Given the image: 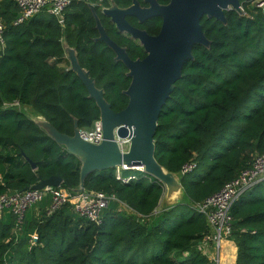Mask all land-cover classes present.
<instances>
[{
  "label": "trees",
  "instance_id": "obj_1",
  "mask_svg": "<svg viewBox=\"0 0 264 264\" xmlns=\"http://www.w3.org/2000/svg\"><path fill=\"white\" fill-rule=\"evenodd\" d=\"M111 1L122 7L133 2H102L109 6ZM101 9L96 6L108 35L127 46L131 58L142 57V48L119 34ZM18 15L12 0H0L6 24L5 44L0 43V195L51 176H61V186L74 190L80 183L81 160L48 136L23 106H32L69 135L74 118L80 128H90L100 118L96 100L70 69L63 37L76 46L78 60L104 89L114 111L127 106L129 97L123 91L131 78L114 51L95 39L97 21L88 2L74 0L64 23L41 11L16 24ZM226 18V25L202 18L211 45H194V59L184 64L155 132L156 157L180 175L183 200L155 212L165 193L155 176L152 181L140 177L124 183L116 169L97 170L85 188L116 197L103 209L102 223L89 222L69 203L53 213L47 212V204L38 213L26 212L17 233L14 215L5 211L0 218V264H212L195 246L211 229L195 204L249 167L254 153H264V11L240 15L226 10ZM161 23L152 17L144 26L153 32ZM21 151L37 163L36 169ZM192 160L196 166L181 174ZM232 214L236 264H264V180L241 195ZM178 251L184 256H176Z\"/></svg>",
  "mask_w": 264,
  "mask_h": 264
},
{
  "label": "water",
  "instance_id": "obj_2",
  "mask_svg": "<svg viewBox=\"0 0 264 264\" xmlns=\"http://www.w3.org/2000/svg\"><path fill=\"white\" fill-rule=\"evenodd\" d=\"M129 7H120L116 2L104 6L101 13L114 22L120 32L130 34L143 44L147 56L144 59L130 58L126 49L112 40L100 21L96 4L89 6L97 21L99 35L96 40L103 41L115 51L116 59L122 60L126 66L128 77L132 81L124 94L129 102L120 111H114L111 103L104 96V89L97 86L96 80L84 68L76 46H70L63 37L65 57L70 61V69L84 82L88 96L96 100L100 108V118L103 124L104 139L101 143L93 144L79 135V121L74 118L73 135L61 132L43 114L36 112L32 106L24 105L25 113L58 145L79 157L80 183L74 189L75 193L85 188L87 178L97 170L115 169L126 164L134 167L143 165L147 172L158 178L165 186L162 198L164 208L179 202L185 191L178 173L168 171L157 159L155 149V132L158 127L160 113L171 98L176 82L182 77L184 64L194 59L193 47L196 44L210 47L211 39L206 34L201 18H215L224 25L228 22L226 10H235L242 15V0H169L161 4L158 0H144L149 4L143 7L138 0H132ZM127 15H134L140 22L152 16H160L163 20L158 34H149L146 30L131 25ZM131 139L128 150L123 151L114 134ZM22 155L26 156L23 151ZM32 168L37 163L26 156ZM63 182L61 176H51L42 179L32 186L41 189L45 186L59 187Z\"/></svg>",
  "mask_w": 264,
  "mask_h": 264
},
{
  "label": "built area",
  "instance_id": "obj_3",
  "mask_svg": "<svg viewBox=\"0 0 264 264\" xmlns=\"http://www.w3.org/2000/svg\"><path fill=\"white\" fill-rule=\"evenodd\" d=\"M18 6L19 15L14 23L18 24L34 17L41 11H47L56 15L59 22L64 23V13L74 0H12ZM90 3H99L102 8L105 6L102 0H78ZM242 14H249L257 10L264 11V0H244L242 2ZM5 22L0 18V43H4ZM15 105H20L15 102ZM115 128L114 134L120 148L123 151L128 150L131 139L117 135ZM79 135L86 141L93 144L101 143L104 139L103 124L101 118L96 119L90 128H80ZM196 166L192 160L182 167L181 174L191 172ZM115 173L117 179L124 183L135 181L140 177H146L152 181L154 177L146 171L143 165L134 167L122 164L116 166ZM128 171L130 173L125 174ZM158 179V178H157ZM264 180V153H254L249 167L245 168L237 177L231 179L221 188L220 191L197 202L196 209L206 215L210 232L198 243V248L204 253L212 264H222V250L225 241L229 240L232 234V206L241 197L242 194L250 188ZM158 181H160L158 179ZM161 182V181H160ZM162 183V182H161ZM163 185V184H162ZM164 186V185H163ZM165 190V186H164ZM50 194L51 205L47 212L53 213L59 210L65 204H71L74 212L84 216L89 222L99 225L103 221V209L108 205L111 199H116L114 195L107 194L103 191H93L84 188L75 193L74 190L67 189L63 186L53 187L45 186L41 189L29 187L22 191L5 192L0 195V218L3 212L12 213L15 217L14 231L19 233L26 216L27 209L44 199ZM159 207V206H158ZM158 207L155 212H158Z\"/></svg>",
  "mask_w": 264,
  "mask_h": 264
},
{
  "label": "flooded vegetation",
  "instance_id": "obj_4",
  "mask_svg": "<svg viewBox=\"0 0 264 264\" xmlns=\"http://www.w3.org/2000/svg\"><path fill=\"white\" fill-rule=\"evenodd\" d=\"M102 1H104V0H102ZM161 4H168L169 3V0H163L164 2H162V1H160V0H158ZM133 3V2H132ZM141 3V2H140ZM112 4V2L110 3V5ZM141 5L143 6V7H147V6H149V4L148 3H146V1H144L143 0V3H141ZM96 6H98L100 9L102 8V6H100V4L99 3H97L96 4ZM120 6V5H119ZM131 6V5H130ZM120 7H122V6H120ZM129 7V6H128ZM152 17H159V18H161L160 16H152ZM152 17H150V18H152ZM206 17V16H205ZM134 18L137 20L136 22L134 21ZM150 18L149 19H146L144 22H140L139 20H138V18L137 17H135L134 15H127L126 16V20L132 25H134V26H136V27H138V28H141V29H143V30H146L150 35L151 34H153V35H156V34H158L159 33V31H160V29H161V26L159 27V29H157V30H155V31H153V32H149L148 31V29L144 26L145 24H146V22L147 21H150ZM203 18V17H202ZM201 18V19H202ZM207 18V17H206ZM108 19V18H107ZM96 20V19H95ZM109 21H110V19H108ZM161 20H162V18H161ZM111 22V21H110ZM162 22H163V20H162ZM201 23H202V20H201ZM111 24H114V26H115V28H116V31L119 33V34H122V35H124V36H126V37H128L129 39H133L141 48H142V51H143V53H144V55L142 56V57H136V58H133V59H137V58H141V59H144V57H146L147 56V52L145 51V48H144V46H143V44L141 43V41L139 40V39H137V38H134V37H132L130 34H127V33H123V32H120L119 30H118V28L116 27V25H115V23L114 22H111ZM161 25H162V23H161ZM96 27H97V25H96ZM98 29V28H97ZM106 30V29H105ZM98 32H99V30H98ZM107 32V31H106ZM108 34V33H107ZM109 36V35H108ZM110 38H111V36H109ZM112 39V38H111ZM112 40H114V39H112ZM116 41V40H115ZM117 42V41H116ZM118 43V42H117ZM119 44V43H118ZM120 45V44H119ZM120 46H122V45H120ZM122 47H124L125 49H126V52H127V54H128V56L130 57V55H129V53H128V50H127V46H122ZM114 51V50H113ZM114 53H115V51H114ZM115 57H116V53H115ZM131 58V57H130ZM116 59V58H115ZM118 60V59H117ZM119 61H122V60H119ZM124 64V63H123ZM128 72V70L126 71V73ZM126 76H127V74H126ZM128 77V76H127ZM131 78V77H130ZM131 81H132V79H131ZM131 83V82H130ZM129 87V86H128ZM101 88V87H100ZM126 90V89H125ZM124 90V91H125ZM124 91H123V93H124Z\"/></svg>",
  "mask_w": 264,
  "mask_h": 264
},
{
  "label": "crops",
  "instance_id": "obj_5",
  "mask_svg": "<svg viewBox=\"0 0 264 264\" xmlns=\"http://www.w3.org/2000/svg\"><path fill=\"white\" fill-rule=\"evenodd\" d=\"M61 63H62V65H67L65 62H61ZM199 242H200V240L195 243L196 247L198 246ZM223 246L224 247L222 250V264H236V258H237V254H238V246H236L235 242L233 240H230V239L225 241ZM185 255H187V252H185ZM230 258H232V259H230Z\"/></svg>",
  "mask_w": 264,
  "mask_h": 264
},
{
  "label": "rangeland",
  "instance_id": "obj_6",
  "mask_svg": "<svg viewBox=\"0 0 264 264\" xmlns=\"http://www.w3.org/2000/svg\"><path fill=\"white\" fill-rule=\"evenodd\" d=\"M48 197H49V198H48ZM183 198H184V196L182 195V196L180 197V199H178V200L181 201V200H183ZM47 200H49V201L47 202ZM49 202H50V203H49ZM47 204H48V206L46 207V210H47V209L49 208V206L51 205V196H50V194H48L47 196H45L44 199H42L40 202L31 205V206L27 209L26 212L36 211V213H38V209L41 207V205L46 206ZM120 206H121V208H123V209L129 210L125 204H122V205H120ZM164 206H165V205H164V203H162V200H161V202H160V204H159V207H158V210L160 211V210L164 209ZM129 211H131V210H129ZM175 255L181 258V256L183 255V253H181L180 251H178L177 253H175ZM175 255H173V256H175ZM183 256H184V255H183ZM230 259H232V258H230Z\"/></svg>",
  "mask_w": 264,
  "mask_h": 264
}]
</instances>
